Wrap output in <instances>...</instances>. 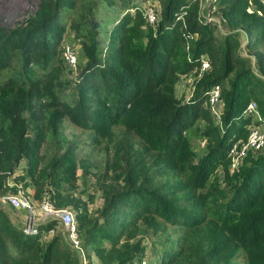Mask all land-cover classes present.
<instances>
[{
	"label": "trees",
	"instance_id": "1",
	"mask_svg": "<svg viewBox=\"0 0 264 264\" xmlns=\"http://www.w3.org/2000/svg\"><path fill=\"white\" fill-rule=\"evenodd\" d=\"M142 1L35 0L23 21L0 25V157L7 146L10 167L25 157L29 173L45 172L38 191L47 185L51 204H71L79 245L57 219L25 232L0 205V264H79L81 253L87 264L91 254L102 264H138L149 244L163 247L156 264H264V145L235 169L227 155L250 125L264 123V53L255 49L264 38V7L217 0L231 27L253 34L250 64L236 54V31L217 35L198 18L197 0H160L152 23L138 9ZM66 30L78 45L77 73L62 81L57 52ZM202 58L210 67L195 76L188 100L178 99L177 76L192 68L197 74ZM214 84L219 121L208 102ZM250 100L259 118L244 112ZM197 117L199 155L183 132ZM64 119L90 132L73 146L108 149L95 213L69 193L77 178L71 145L39 164L44 133Z\"/></svg>",
	"mask_w": 264,
	"mask_h": 264
},
{
	"label": "rangeland",
	"instance_id": "2",
	"mask_svg": "<svg viewBox=\"0 0 264 264\" xmlns=\"http://www.w3.org/2000/svg\"><path fill=\"white\" fill-rule=\"evenodd\" d=\"M35 0H0V25L5 27H9L23 21L25 17H27L28 11L32 9L33 3ZM140 2V1H139ZM146 4H150L154 9V15L157 19L159 17V9H160V0H143L141 3H138V9L143 13V7ZM149 5V6H150ZM198 10L197 16L201 21H206L212 24L213 31L215 34L221 35L222 33L236 31L237 38L239 40V45L236 49V54L244 57H248L250 64H254V56L252 52H247L250 47L247 46L248 39L252 37L253 34H249L244 27L237 25L231 27L227 23V21L221 17L219 11V4L217 0H197ZM150 6V7H151ZM254 3L250 2L248 4L247 9L254 8ZM146 18V17H145ZM194 36V35H193ZM73 35L70 31L66 30L62 33L61 42L58 47V55L61 60V64L63 66L61 79L62 81H67L69 79L75 78L77 73V67L75 64V68L69 67L61 54L62 45L66 42L71 43L75 50L76 60L78 53L77 52V43L76 40L72 38ZM256 51H261L264 53V38L256 45ZM208 67H210V63L208 62ZM207 67V68H208ZM191 73L186 72L185 74H180L177 76V79L174 83L175 88V96L182 100L187 101L190 97L191 91L193 89V79L198 76L195 73V68L190 70ZM194 73V74H193ZM196 76V77H195ZM216 121H219L217 117L214 116ZM201 126L202 120L197 117L191 126H189L184 132V135L188 139L192 149L199 155L204 150V138L201 135ZM259 127L264 129V123L250 125L249 129L252 127ZM113 131L117 133L119 136L128 137L129 134L123 130V128L119 126H115ZM90 132L86 130H82L73 123H70L66 119L63 120L62 126L56 132H48L46 131L43 136V141L37 148V151L43 154V160L39 162V164H48V161L53 159L54 155H58L62 153V151L67 148L69 145L72 146V150L74 155H76V181L75 186L70 189L69 193L72 197H77L81 201L85 202L89 208L91 213H95L97 208L102 203V198L100 195V191L97 189L96 177L101 172L103 167V162L106 157V145L96 144L91 146L77 145L73 146V141H77L89 135ZM264 145V144H263ZM0 157V198L5 194H11L15 191V188L20 186L25 191L26 195L29 197L33 208L37 207V204L42 198L48 200L51 204V200L48 199L47 194V185L42 186V190L39 193V186L43 184V179L45 177V172L39 170V168H35L34 174L28 172V160L25 157H22L18 162L10 167L11 160L8 159V148L5 146ZM82 162L86 167V176L83 178L82 168L79 164ZM216 173L220 176L221 169L217 167L215 169ZM50 179V178H49ZM13 188V189H11ZM0 205L7 206V213L10 222H19L20 224L25 222L27 219L26 211L21 215L16 213L12 208H10L7 203H3ZM53 205V204H52ZM54 206V205H53ZM56 207V206H54ZM59 208H66L73 212V208L71 204L60 206ZM180 230L175 229L174 231H169L167 228L165 232H169L170 234H176ZM53 232H50L52 234ZM146 242V239H145ZM155 245L154 248L151 244L147 245L145 251L141 258L145 264H156L158 261V257L162 253V246L157 247ZM85 263L87 264V259L84 254ZM82 259L78 257V263H81ZM88 264H102L94 255L91 254L90 263ZM134 264V263H133ZM136 264V262H135Z\"/></svg>",
	"mask_w": 264,
	"mask_h": 264
},
{
	"label": "built area",
	"instance_id": "3",
	"mask_svg": "<svg viewBox=\"0 0 264 264\" xmlns=\"http://www.w3.org/2000/svg\"><path fill=\"white\" fill-rule=\"evenodd\" d=\"M259 3L264 7V0H258ZM150 4H146L143 7V13L146 17V20L149 23H152L155 20V13L152 6ZM61 54L64 58L65 63L72 68H75L76 64V55L75 50L71 43L66 42L62 45ZM208 67V62L205 58L200 60V65L198 68V74L201 71ZM219 86L218 84H214L208 91V102L212 113L215 117L218 116L219 112ZM245 113H253L256 118H259L258 112L255 109V103L253 101H248L244 107ZM264 144V129L252 126L245 138H238L231 142L230 146L227 150V155L229 159V168L235 169L237 165L240 163L241 159L244 157L247 151L257 150L262 148ZM7 203L12 208L16 209V207H21L24 209V212L27 213V219L23 222V230L25 232L34 231V225L38 221H45L49 218L57 219L62 228L66 231L67 237L72 246L79 248L78 245V234L76 230V221L74 218V214L71 210L66 208L54 207L52 204L48 202L47 199L42 198L37 207L33 208L29 197L26 195L25 191L22 187L18 186L15 188V191L11 194H5L0 198V204ZM81 252V249L79 250ZM80 257L82 259L81 263H85L84 254L81 253ZM138 264H145L144 261H140Z\"/></svg>",
	"mask_w": 264,
	"mask_h": 264
},
{
	"label": "water",
	"instance_id": "4",
	"mask_svg": "<svg viewBox=\"0 0 264 264\" xmlns=\"http://www.w3.org/2000/svg\"><path fill=\"white\" fill-rule=\"evenodd\" d=\"M16 209L19 210V211L22 212V213L24 212V209L21 208V207H16Z\"/></svg>",
	"mask_w": 264,
	"mask_h": 264
},
{
	"label": "crops",
	"instance_id": "5",
	"mask_svg": "<svg viewBox=\"0 0 264 264\" xmlns=\"http://www.w3.org/2000/svg\"><path fill=\"white\" fill-rule=\"evenodd\" d=\"M17 211H18V214H20V215L22 214V212H20L19 210H17Z\"/></svg>",
	"mask_w": 264,
	"mask_h": 264
},
{
	"label": "clouds",
	"instance_id": "6",
	"mask_svg": "<svg viewBox=\"0 0 264 264\" xmlns=\"http://www.w3.org/2000/svg\"><path fill=\"white\" fill-rule=\"evenodd\" d=\"M17 210V209H16Z\"/></svg>",
	"mask_w": 264,
	"mask_h": 264
}]
</instances>
